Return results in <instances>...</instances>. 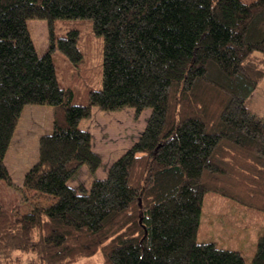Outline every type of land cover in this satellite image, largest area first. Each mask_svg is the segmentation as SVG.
<instances>
[{"label": "trees", "instance_id": "obj_1", "mask_svg": "<svg viewBox=\"0 0 264 264\" xmlns=\"http://www.w3.org/2000/svg\"><path fill=\"white\" fill-rule=\"evenodd\" d=\"M33 17L47 21L41 55ZM56 18H88L103 39L100 87L84 104L57 77L56 48L74 64L82 53L76 29L54 35ZM263 75L264 0H0V179L12 183L4 157L24 105L53 111L21 187L52 201L14 217L0 208V262L100 252L102 264H246L196 234L209 191L264 213V117L245 104ZM92 105L150 113L106 175L72 186L82 165L101 162L78 126ZM251 264H264V234Z\"/></svg>", "mask_w": 264, "mask_h": 264}, {"label": "rangeland", "instance_id": "obj_2", "mask_svg": "<svg viewBox=\"0 0 264 264\" xmlns=\"http://www.w3.org/2000/svg\"><path fill=\"white\" fill-rule=\"evenodd\" d=\"M53 25L56 37L64 36L69 29L78 31L76 45L82 53L81 60L72 63L58 48L52 52L51 58L60 84L72 91L71 102L84 104L88 99V91L100 87L102 36L94 32L88 18H56ZM27 28L35 51L39 55L43 54L48 48L47 21L29 18ZM245 104L252 113L264 117V75L246 98ZM133 111L127 105L113 110L91 106L89 116L81 118L78 126L90 132L91 146L100 155L101 162L94 171L82 165L67 180L69 185L81 183L87 187L93 178L106 175L110 163L143 130L150 108H143L138 117H134ZM52 113L49 104H26L17 121L4 157L12 183L0 179V208L11 217L27 212L33 204L46 205L52 201L48 194L21 188L24 172L37 160L38 137L51 131ZM263 234L262 211L214 192L204 194L196 241L213 242L219 248L237 250L246 264H251L257 241ZM10 258L0 264H28L30 260L36 261L32 253H13ZM70 264H102V256L97 252Z\"/></svg>", "mask_w": 264, "mask_h": 264}]
</instances>
